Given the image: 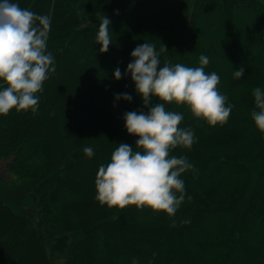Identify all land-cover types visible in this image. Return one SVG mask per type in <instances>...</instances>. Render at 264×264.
I'll use <instances>...</instances> for the list:
<instances>
[{
    "label": "trees",
    "instance_id": "obj_1",
    "mask_svg": "<svg viewBox=\"0 0 264 264\" xmlns=\"http://www.w3.org/2000/svg\"><path fill=\"white\" fill-rule=\"evenodd\" d=\"M0 155V264H264V0H0Z\"/></svg>",
    "mask_w": 264,
    "mask_h": 264
},
{
    "label": "rangeland",
    "instance_id": "obj_2",
    "mask_svg": "<svg viewBox=\"0 0 264 264\" xmlns=\"http://www.w3.org/2000/svg\"><path fill=\"white\" fill-rule=\"evenodd\" d=\"M132 24L131 22H127ZM16 180L12 176L8 168V158L7 156L0 155V196L4 201L8 202L15 211L31 213L34 215L36 209L29 198L30 189L29 187H25V192L17 191L14 189ZM22 194V195H20ZM23 195L28 196V200L23 198ZM20 196V197H19Z\"/></svg>",
    "mask_w": 264,
    "mask_h": 264
}]
</instances>
